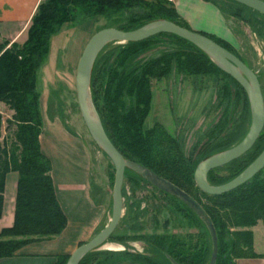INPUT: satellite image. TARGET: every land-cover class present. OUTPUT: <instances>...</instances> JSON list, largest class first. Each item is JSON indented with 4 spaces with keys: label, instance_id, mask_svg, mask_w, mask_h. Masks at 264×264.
<instances>
[{
    "label": "trees",
    "instance_id": "16d2710c",
    "mask_svg": "<svg viewBox=\"0 0 264 264\" xmlns=\"http://www.w3.org/2000/svg\"><path fill=\"white\" fill-rule=\"evenodd\" d=\"M206 1L216 5L225 18L232 17L248 24L264 40L263 13L235 0ZM79 13L84 14L86 19L98 17L108 19L109 14L111 17L120 14L114 16V23H123L118 28L127 31L135 30L146 22L156 19L169 20L189 28L178 14L174 2L170 0H42L31 19L26 40L0 42V102L14 112L12 117L6 120L0 112V217L3 211L6 176L10 171L18 173L14 224L0 232V260L15 256L28 243L55 238L66 228L67 217L57 199L51 176L52 165L42 152L39 140L43 123L38 77L47 61L54 35L65 23L76 22L81 15ZM123 18L126 20L124 21ZM204 34L236 54L252 68L226 40ZM161 35L170 36L186 44V50L166 53L163 59H157L149 64L148 68H142L144 66L140 67L135 59L145 51V48L133 47L136 50L128 52L127 49L141 42H126L125 45L102 52L96 60L92 91L105 130L125 158L148 167L200 203L217 231L219 250L216 264H235L238 258H260L261 256L254 250L252 228L260 220H264V169L251 180L229 192L219 195L208 194L196 186L194 178L196 166L202 159L197 160L194 165L188 164L178 139L168 133L161 124L156 123L151 129L143 128L154 96L152 79L160 80L168 75L173 59L179 60L178 65L183 70L180 58L184 54L205 56L209 62L211 61L192 42L172 33L157 34V36ZM116 54V60L111 63ZM214 67L216 69L214 68L213 80L217 84L218 91L220 93L227 91L226 93L229 94L227 101L224 100L225 96L222 100L217 98L218 105H227L220 126L214 131L215 137L206 143L207 156L225 151L240 142L247 134L251 120L250 103L245 89L230 74L223 72L216 65ZM201 71L202 68L198 66L192 67L189 73L201 74ZM108 78L111 82H118L116 91L119 92L120 97L126 95L136 100L134 118L129 121V128H126L137 144L133 152L122 150L121 145L112 135L116 125L112 120L114 113L112 107H109V100H105L104 108L109 109V112L111 109V118L107 112L104 113L105 117L99 107L98 92L100 93L104 87L106 89L108 83L106 82L105 85L102 83ZM198 91L203 92L201 89ZM122 114L121 124L128 122L127 114L130 113L122 111ZM4 128L5 135H3ZM263 150L264 130L248 152L224 166L211 170L208 173L209 183L221 185L229 182L248 167ZM184 165L187 166L185 170H183ZM188 186L195 187L196 193L189 190ZM94 188L96 185L92 182V196L97 203H102L94 197ZM198 195L201 197L199 198ZM172 199L176 198L173 196ZM182 204L186 207L187 213L199 221L202 231L209 237L208 245L202 248L196 247L194 252H190L191 246H188V243L177 241L173 236L165 235V238H160L156 234L142 236L140 231L144 222L141 219L146 212L141 210V201H138L130 205L128 215L120 222L118 229L110 236V240L127 245L128 240L153 238L147 240L149 244L146 254L121 252L118 254L120 259L117 260V264H126L129 260L134 264H173L171 259L181 264H208L212 254L210 232L202 225L198 216L186 204ZM98 249L99 247L86 254L80 264H92L98 256L110 255V252L100 253ZM69 256L70 254L59 255L53 264H66Z\"/></svg>",
    "mask_w": 264,
    "mask_h": 264
},
{
    "label": "rangeland",
    "instance_id": "374dc122",
    "mask_svg": "<svg viewBox=\"0 0 264 264\" xmlns=\"http://www.w3.org/2000/svg\"><path fill=\"white\" fill-rule=\"evenodd\" d=\"M79 14L81 15H79L76 22L65 23L60 31L54 35L52 39L53 44L51 45V52L47 57V64L45 65L48 66L46 69L49 68L50 76L55 80L57 79L58 83L61 82L60 85L57 81L54 82V87L58 91L56 92L58 95L60 94L59 96L62 98L60 97L61 102H59L60 99L56 96L53 108H55L57 113H60L62 118L68 122L70 127L76 131L84 133L91 145L92 182L96 185V188L93 189V193L94 197L100 202H103L106 208V219L103 222L102 228L98 231L100 232L112 217L115 165L110 155L105 152L99 144L95 142V140H93L87 130L78 106L75 77L79 59L90 38L101 29L108 27L118 28L123 23H114V16L120 14H114L113 17L109 14L108 19L102 17L86 19L84 14ZM128 16H130V13ZM124 18H126V16H124ZM124 18L123 20L125 21L127 18ZM226 19L228 20L229 26L232 28L235 35L233 42L228 43L247 60L252 69L257 75H259L264 95V40L256 34L248 24L238 21L232 17ZM159 20L161 19L148 21L141 27ZM145 40L138 41L141 43H137L127 49L128 52H133L136 50L133 49V47L143 46V48H145V51L139 54L135 59V62L140 67L144 66L142 68H148V65L153 63L155 60L161 58L163 59L166 53L172 54L178 50H186V44H182L180 41L171 38L170 36L155 35ZM125 44L126 42L119 41H112L106 44L99 52L96 60L102 52ZM199 49L203 51L201 48ZM203 53H205L211 60L210 62L205 56H195V54H190L192 56H188L184 54L183 57L180 58L183 70H181L178 65L179 60L177 61L176 59H173L168 75L160 80H151L154 96L152 98L151 110L148 116L145 117L143 124L144 130L153 128L156 123L161 124L163 128L168 131V133H171L178 139V142L182 147L185 160L188 164L193 165L199 159H202L201 161H203L204 159L214 155L212 154L207 156L205 151L207 148L205 146L207 145L206 143L210 142L215 137L214 131L219 128L226 109L227 104L218 105L217 98L222 100L225 96L226 99L224 98V100L227 101V96L229 94L226 93L227 91H221L220 93L217 89V84L214 83L213 80L214 65H216L223 72L226 71L205 51H203ZM116 57L117 54L114 55L110 62L112 63L115 61ZM211 63H214V65ZM198 66L202 68L201 74L196 72L194 74L189 73L192 67L196 68ZM93 70L94 66L90 79V93L96 111L104 127V122L98 108L96 107L93 97ZM106 82L108 83V85H106V89L104 87L100 93L98 92L100 95L99 107L103 115L107 112L110 117L111 109L109 112V109L104 108L105 100H109V107H112V111L114 113L112 120L116 125L115 129L112 131V135L121 145L122 150L125 149L126 151L128 150L129 152H133L134 148L137 147V144L134 141V137L129 135V131H127V129L130 126L129 121L134 118V112L137 106L136 100L134 98L127 97L126 95L120 97L119 92L116 91V85L118 82H111L108 78L104 80V83L102 84L105 85ZM220 82L223 83L222 80H220ZM198 89H201L203 92L198 91ZM132 107L135 109L133 110ZM122 111L124 113H130L127 114V117H129L128 122L123 124H121L123 118ZM104 116L106 117V115ZM109 117L107 116V118ZM251 121L252 116L248 125V131L251 126ZM134 142L135 144H133ZM186 167L187 166L184 165L183 170H185ZM126 170L127 175L124 178L122 190L123 215L121 221L125 220L126 215H128L130 205L141 201V210L146 212L143 219H141L144 222L140 231L142 236H152L151 234H156L157 236H160V238H165V235L166 237L173 236V238L175 237V240L177 239V241L188 243V246H191V249L189 248L190 252H194L196 247L202 248L205 247V245H208L209 237L204 233V231H202V226L199 221L194 216L191 217L190 214L187 213V209L182 203L186 204V206L198 216L202 225L206 226L207 229L208 227L204 220L187 203H185L181 198L153 185L141 172L131 167H127ZM139 178L141 180H138ZM196 186L199 187L197 184ZM190 188L189 190L196 193L195 187ZM173 196L176 199H172ZM198 197L200 198L201 196L198 195ZM202 201L204 203V199ZM110 238L111 237H109L98 249L100 253L110 252V255L102 254L98 256L92 264H117V260L120 259L118 254H121V252H127L129 254H146V248H148L147 244H149L147 240L152 239L153 237L128 240L127 245L119 243L115 240L112 241ZM239 259L243 258H238L236 261ZM171 260L173 264L174 262L181 264L174 259ZM187 261H189V259H187ZM126 264L134 263L129 260Z\"/></svg>",
    "mask_w": 264,
    "mask_h": 264
},
{
    "label": "crops",
    "instance_id": "0c3cea01",
    "mask_svg": "<svg viewBox=\"0 0 264 264\" xmlns=\"http://www.w3.org/2000/svg\"><path fill=\"white\" fill-rule=\"evenodd\" d=\"M41 1L0 0V42H24L31 19ZM173 2L178 14L191 30L211 34L230 43L235 39L228 20L213 3L206 0ZM45 64L38 77L43 123L39 140L42 152L51 162L56 196L67 217V224L59 236L28 243L15 256L1 259L0 264H53L59 255L71 254L81 243L93 238L106 219L104 203H97L92 196L91 145L84 133L70 127L53 108L56 96H61L54 87L57 79L50 76ZM0 112L4 120L11 118L14 113L2 102ZM17 189L18 173L10 171L5 179L0 232L14 224ZM252 230L254 250L261 257L239 259L236 264H264V220H260Z\"/></svg>",
    "mask_w": 264,
    "mask_h": 264
},
{
    "label": "water",
    "instance_id": "95a60500",
    "mask_svg": "<svg viewBox=\"0 0 264 264\" xmlns=\"http://www.w3.org/2000/svg\"><path fill=\"white\" fill-rule=\"evenodd\" d=\"M264 14V0H235ZM161 33L176 34L210 55L219 66L237 80L247 92L251 106V126L244 139L231 149L214 154L201 161L195 169L194 178L199 188L212 195L229 192L245 182L251 180L264 169V150L240 174L222 185H212L208 181V173L218 167L224 166L248 152L258 140L264 129V95L262 86L256 72L244 63L236 54L210 38L208 35L178 25L172 21L161 19L135 30H122L108 27L97 31L85 46L79 59L75 85L77 101L81 116L93 140L107 152L115 165V180L113 187V212L108 224L89 241L80 244L69 256L66 264H80L86 254L102 246L117 229L123 215V183L127 167L141 172L153 185L181 198L206 223L211 239L212 254L208 264H216L218 258L217 231L200 203L186 191L156 174L148 167L128 160L114 145L102 125L101 119L94 106L90 93V79L95 60L103 47L112 42H138ZM97 119L93 120L92 111ZM174 264H178L174 262Z\"/></svg>",
    "mask_w": 264,
    "mask_h": 264
},
{
    "label": "bare ground",
    "instance_id": "6f19581e",
    "mask_svg": "<svg viewBox=\"0 0 264 264\" xmlns=\"http://www.w3.org/2000/svg\"><path fill=\"white\" fill-rule=\"evenodd\" d=\"M91 111H92V110H91ZM92 117H93V120L97 123V119L95 118V115H94L93 111H92ZM110 219H111V218H110ZM107 224H108V223H107ZM107 224H106V225H107ZM106 225H105V226H106ZM105 226H104V227H105ZM110 246H111V245H110ZM115 249H116V248H115ZM113 250H114V249H113Z\"/></svg>",
    "mask_w": 264,
    "mask_h": 264
},
{
    "label": "built area",
    "instance_id": "2783aa9c",
    "mask_svg": "<svg viewBox=\"0 0 264 264\" xmlns=\"http://www.w3.org/2000/svg\"><path fill=\"white\" fill-rule=\"evenodd\" d=\"M170 1H174V0H170Z\"/></svg>",
    "mask_w": 264,
    "mask_h": 264
}]
</instances>
